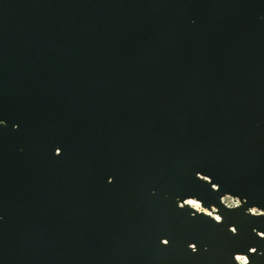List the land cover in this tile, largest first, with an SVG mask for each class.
I'll use <instances>...</instances> for the list:
<instances>
[{"label": "water", "instance_id": "95a60500", "mask_svg": "<svg viewBox=\"0 0 264 264\" xmlns=\"http://www.w3.org/2000/svg\"><path fill=\"white\" fill-rule=\"evenodd\" d=\"M0 118V264H264V0H0Z\"/></svg>", "mask_w": 264, "mask_h": 264}, {"label": "snow or ice", "instance_id": "6c2138e0", "mask_svg": "<svg viewBox=\"0 0 264 264\" xmlns=\"http://www.w3.org/2000/svg\"><path fill=\"white\" fill-rule=\"evenodd\" d=\"M4 123V120L2 119V118H0V124H3ZM62 154V149H61V147L60 146H56L55 147V153H54V155H56V156H59V155H61ZM197 177H199V179L198 180H207V178H208V175H204V176H200V171L199 170H197L196 172H195V178L197 179ZM109 183H111V181L109 180L108 181ZM213 188H215V184H213ZM186 203H189V204H191L192 203V201H187ZM183 207H184V205H180V208L181 209H183ZM216 221H217V225H219L220 224V221H221V217L220 216H217L216 218ZM229 232H231V233H235L236 232V228H231L230 230H228ZM253 231H255V229H253ZM259 237H261V238H264V232H259L258 234H257ZM163 243L164 244H169L170 243V240L168 239V240H164L163 241ZM190 246L192 247V249H193V253H195L196 251H197V247H196V244L195 243H190ZM250 250H251V252H255L256 251V249L255 248H249ZM248 249V250H249ZM237 259H238V257H237Z\"/></svg>", "mask_w": 264, "mask_h": 264}, {"label": "built area", "instance_id": "2783aa9c", "mask_svg": "<svg viewBox=\"0 0 264 264\" xmlns=\"http://www.w3.org/2000/svg\"><path fill=\"white\" fill-rule=\"evenodd\" d=\"M229 200H230V201H229ZM222 201H223V203H224L226 206H228V207H233V206L236 205V202L233 201V200L230 199V198H225V199H223ZM196 209H197V210H200V207L198 206ZM252 213H257V212H256L255 210H253ZM241 258H242V257H241ZM237 261H238L240 264H244V263L246 262L244 258H243L242 260L237 259Z\"/></svg>", "mask_w": 264, "mask_h": 264}, {"label": "bare ground", "instance_id": "6f19581e", "mask_svg": "<svg viewBox=\"0 0 264 264\" xmlns=\"http://www.w3.org/2000/svg\"><path fill=\"white\" fill-rule=\"evenodd\" d=\"M191 206L197 208L198 204H197V202L192 201Z\"/></svg>", "mask_w": 264, "mask_h": 264}, {"label": "clouds", "instance_id": "9594fccd", "mask_svg": "<svg viewBox=\"0 0 264 264\" xmlns=\"http://www.w3.org/2000/svg\"><path fill=\"white\" fill-rule=\"evenodd\" d=\"M238 259L242 260L243 258H241V257H238Z\"/></svg>", "mask_w": 264, "mask_h": 264}, {"label": "rangeland", "instance_id": "374dc122", "mask_svg": "<svg viewBox=\"0 0 264 264\" xmlns=\"http://www.w3.org/2000/svg\"><path fill=\"white\" fill-rule=\"evenodd\" d=\"M230 201V200H229ZM199 205V204H198Z\"/></svg>", "mask_w": 264, "mask_h": 264}]
</instances>
